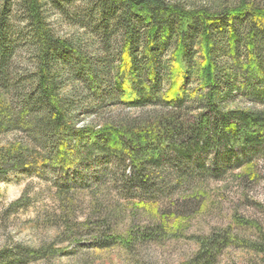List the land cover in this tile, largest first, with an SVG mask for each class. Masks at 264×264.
I'll return each mask as SVG.
<instances>
[{"label":"trees","instance_id":"16d2710c","mask_svg":"<svg viewBox=\"0 0 264 264\" xmlns=\"http://www.w3.org/2000/svg\"><path fill=\"white\" fill-rule=\"evenodd\" d=\"M81 1L75 22L105 51L117 45L116 64L93 53L87 35L61 36L47 22L46 4L65 11L77 0H0V179L27 168L56 170L63 228L38 247L0 248V264H53L70 255L58 243L80 244L85 235L88 247H121L138 259L141 246L179 231L169 193L193 178L246 169L249 153L264 155V3ZM15 9L26 21L30 71L15 65L22 38ZM235 94L249 105L234 103ZM116 104L137 112L113 115ZM104 188L117 205H130L126 228L112 218L116 206H104ZM25 202L23 195L13 206ZM143 212L153 216L141 228ZM262 235L249 244L232 227L213 229L193 236L198 248L178 264H217L235 243L264 255Z\"/></svg>","mask_w":264,"mask_h":264},{"label":"rangeland","instance_id":"374dc122","mask_svg":"<svg viewBox=\"0 0 264 264\" xmlns=\"http://www.w3.org/2000/svg\"><path fill=\"white\" fill-rule=\"evenodd\" d=\"M182 3L187 6L223 4L232 5L237 0H167ZM264 3V0H256ZM84 4L77 0L76 9L57 8L53 5L44 6L49 25L61 36H88V44L93 53L107 54L108 59L117 63V45L111 44L108 51L92 30L82 27L75 22L78 12H83ZM83 8V9H82ZM14 30L22 38L15 59L22 71L32 69L31 53L26 38L27 27L21 10L14 11ZM227 58V57H225ZM224 58V59H225ZM191 88L196 86L190 82ZM235 102L241 106L249 105V101L241 94H235ZM113 115L135 114L137 110L122 104L113 105ZM86 117V119L93 118ZM249 165L243 169L228 171L218 180H202L193 178L167 196L168 204L177 210V226L179 231L160 243H147L138 250L139 256L134 257L121 247L94 249L88 247L90 241L82 239L80 244L58 243L57 246L69 250L70 255L59 256L53 264H178L188 258L198 248L193 236L206 234L213 229L232 227L234 234L251 243L263 241L264 233V155L249 153ZM246 170V171H244ZM60 174L51 168L21 169L10 172L0 179V248L12 247L15 244L38 247L50 243L63 231L57 218L58 200L55 196L56 185ZM110 188V187H108ZM26 195L23 207L13 206V203ZM105 198V207L111 210L112 218L117 219L120 229L130 224V218L124 209L129 206L122 203L117 205L112 199V192L104 188L101 192ZM104 200V199H103ZM176 201L179 203L176 206ZM80 212L86 210L84 203ZM116 204V205H115ZM153 214L143 212L139 217L142 226L152 220ZM242 219L247 224L237 221ZM123 221V222H122ZM63 238L62 236L60 237ZM136 260H138L136 262ZM264 255L254 247H246L235 243L228 247L220 256L217 264H263Z\"/></svg>","mask_w":264,"mask_h":264}]
</instances>
